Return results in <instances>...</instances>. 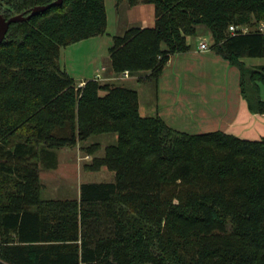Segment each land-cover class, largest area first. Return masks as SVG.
Masks as SVG:
<instances>
[{
  "label": "trees",
  "instance_id": "obj_1",
  "mask_svg": "<svg viewBox=\"0 0 264 264\" xmlns=\"http://www.w3.org/2000/svg\"><path fill=\"white\" fill-rule=\"evenodd\" d=\"M55 0H0L8 20ZM152 5L154 26L113 37L111 71L159 76L187 37L240 72L250 111L264 113V0H115ZM251 31L229 33L230 26ZM107 30L104 0H63L0 42V264H264V138L187 134L139 113L138 93L61 69V50ZM103 93V94H102ZM116 136L84 167L111 182L83 183L78 199H44L40 168L90 137ZM98 144L84 150L94 154Z\"/></svg>",
  "mask_w": 264,
  "mask_h": 264
},
{
  "label": "crops",
  "instance_id": "obj_2",
  "mask_svg": "<svg viewBox=\"0 0 264 264\" xmlns=\"http://www.w3.org/2000/svg\"><path fill=\"white\" fill-rule=\"evenodd\" d=\"M127 6L130 12V23L135 24L132 25L133 27L154 26L152 5L141 4L130 7L127 4ZM108 28L107 16L106 34L109 38L106 42L100 40L102 35L81 41L74 46L71 45L75 47V45L91 41L92 46L96 47L93 58L84 62V69L81 67V70H78L73 66L72 62L76 59L74 55L67 57L62 54V51H66L70 46L61 50L59 58L61 69L74 79L78 87H82L89 80L114 82L116 75L111 71L109 49L112 46L113 37L117 35H111ZM190 38L192 37L186 38L190 49L185 53L172 55L159 76L155 78L156 80L145 78L146 74L131 76L129 81L135 80L138 84L152 82L154 85V95L149 101L150 108L144 109V115L141 114L139 100L140 115L158 116L171 129L187 134L220 131L249 141L264 138V113L250 111L246 100L241 95L239 70L229 65L208 45L209 50L201 51L199 46L204 42L200 40L193 45ZM242 61L251 69H258L264 65V58L261 61L255 59ZM245 61L251 62L247 64ZM259 87L261 100L264 101V87ZM77 196L79 198V193Z\"/></svg>",
  "mask_w": 264,
  "mask_h": 264
},
{
  "label": "rangeland",
  "instance_id": "obj_3",
  "mask_svg": "<svg viewBox=\"0 0 264 264\" xmlns=\"http://www.w3.org/2000/svg\"><path fill=\"white\" fill-rule=\"evenodd\" d=\"M105 7L107 10L108 23H109V32L111 35H122L127 29L133 27L130 23V12L127 10V2H124L123 5L115 7V0H105ZM17 16V15H16ZM261 21L256 26V31ZM15 24V23H14ZM9 28V27H8ZM239 28L247 29V32L251 30L246 26H240ZM8 30V29H7ZM229 31V29H228ZM7 32V31H6ZM242 33V30L240 31ZM230 33V31H229ZM109 36L105 33L100 40L106 42ZM206 43L209 47L213 45V39L209 31L203 27H197L196 36L190 38V42L195 45L199 41ZM91 41H86L82 45H75V47L70 46L66 51H62V54L67 57L75 56V61H73V66L81 70V67L84 69V62L91 60L93 54L95 53L96 47L92 46ZM200 49V46H199ZM205 51V50H201ZM97 60V58H95ZM250 60V59H248ZM261 61L263 59H255ZM101 62V61H100ZM99 62V63H100ZM249 64L251 61H245ZM125 72V71H124ZM124 72L116 75L114 78V84H119L126 86L130 89L135 90L139 95V100L141 103V114L144 115V109L150 108L149 101L154 95V85L153 83L138 84L137 81L131 80L132 74L129 73L128 77H124ZM145 74V72H139L134 74L140 76ZM147 74V73H146ZM157 78V77H156ZM99 79V77H98ZM153 80H156L155 78ZM129 81V82H125ZM124 82V83H123ZM101 83H107L102 82ZM263 89V88H262ZM103 94V93H102ZM140 113V112H139ZM209 133L208 131H202L200 134ZM116 140L115 135L102 134L90 137L87 141L78 144L75 147H65L57 150V167L52 170H46L45 168H40V179L43 185V198L44 199H78L77 195L79 193V185L86 182H111L114 179V173L109 171L106 167L102 168L100 171H90L87 170L84 166L91 162L94 157H101L104 155V148L110 144H113ZM98 144L97 149L93 152L94 154H88L84 148L92 145Z\"/></svg>",
  "mask_w": 264,
  "mask_h": 264
},
{
  "label": "water",
  "instance_id": "obj_4",
  "mask_svg": "<svg viewBox=\"0 0 264 264\" xmlns=\"http://www.w3.org/2000/svg\"><path fill=\"white\" fill-rule=\"evenodd\" d=\"M62 2H63V0H55L53 3H51V4L47 5V6H37V7L32 8L28 15L20 14V15L11 17L8 20H5L0 15V42H2V40L4 39L6 31H7L8 27L11 24L26 22L29 19H31L32 17H35V16H37V15H39L41 13L46 12L47 10H49L52 7L61 6Z\"/></svg>",
  "mask_w": 264,
  "mask_h": 264
},
{
  "label": "built area",
  "instance_id": "obj_5",
  "mask_svg": "<svg viewBox=\"0 0 264 264\" xmlns=\"http://www.w3.org/2000/svg\"><path fill=\"white\" fill-rule=\"evenodd\" d=\"M241 30H242V33H247V29H245V28H239V27H236V26H233V25L229 27V31H230L231 34H235L237 31H241ZM257 31L259 33L264 34V23H260L259 24V26L257 28ZM200 50L207 51V50H209V47L207 46V44L201 43L200 44ZM128 76H129L128 71H125L124 72V77H128Z\"/></svg>",
  "mask_w": 264,
  "mask_h": 264
}]
</instances>
